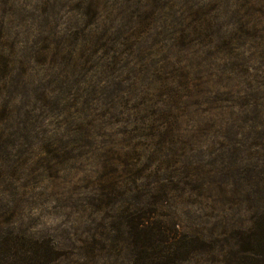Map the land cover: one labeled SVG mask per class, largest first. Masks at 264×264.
<instances>
[{
	"label": "rangeland",
	"instance_id": "374dc122",
	"mask_svg": "<svg viewBox=\"0 0 264 264\" xmlns=\"http://www.w3.org/2000/svg\"><path fill=\"white\" fill-rule=\"evenodd\" d=\"M140 219L159 264L264 231V0H0V264H137Z\"/></svg>",
	"mask_w": 264,
	"mask_h": 264
},
{
	"label": "trees",
	"instance_id": "16d2710c",
	"mask_svg": "<svg viewBox=\"0 0 264 264\" xmlns=\"http://www.w3.org/2000/svg\"><path fill=\"white\" fill-rule=\"evenodd\" d=\"M144 219H140L137 221H134L133 223H129L131 230L133 231L132 233V238H133V245L136 248L137 254L141 256V259L139 261V257L137 258V264L143 263V260H147L145 264H159V256L156 251V242L161 244L158 240L152 238L151 236V230L143 229L141 227L144 222ZM139 223V224H138ZM250 237L252 238L251 241H246V243L242 244L236 249L237 256L235 257V264H264V231L259 233L258 231H253L250 234ZM155 241V242H154ZM198 241V240H196ZM201 241V240H200ZM15 242V241H14ZM16 243V242H15ZM196 243V242H195ZM162 245V244H161ZM195 245V244H191ZM196 247V246H195ZM177 248V247H176ZM29 249H33L31 246ZM197 249H203L200 245V242L198 243ZM156 251L155 253L151 254H146L148 251ZM177 250L170 253V255L174 254L175 256ZM0 255L2 257V252H0ZM177 259V258H176ZM3 259L0 258V261ZM1 264H3L1 262ZM26 264H35L33 261L28 262Z\"/></svg>",
	"mask_w": 264,
	"mask_h": 264
}]
</instances>
